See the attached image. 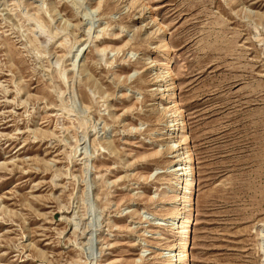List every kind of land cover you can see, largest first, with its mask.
Instances as JSON below:
<instances>
[{
    "label": "rangeland",
    "instance_id": "374dc122",
    "mask_svg": "<svg viewBox=\"0 0 264 264\" xmlns=\"http://www.w3.org/2000/svg\"><path fill=\"white\" fill-rule=\"evenodd\" d=\"M168 58L187 264H264V0H0V264H169Z\"/></svg>",
    "mask_w": 264,
    "mask_h": 264
},
{
    "label": "bare ground",
    "instance_id": "6f19581e",
    "mask_svg": "<svg viewBox=\"0 0 264 264\" xmlns=\"http://www.w3.org/2000/svg\"><path fill=\"white\" fill-rule=\"evenodd\" d=\"M157 30L164 33L162 26H158ZM163 52H168L166 44H164ZM147 62L149 63V59ZM172 64V58H168L165 63L161 64V67L158 68L156 65L155 73L156 80L159 83V87L156 91L164 95L166 94L170 101L168 102L170 107L162 110L167 117L165 121V127L168 129H166L167 133L174 138V142L169 141L166 147L171 158L174 159L175 164L169 168L167 167L165 173L173 177V179L175 178V182L169 181L166 183V186L162 188V190L165 191L163 193L165 201L161 205L171 208L170 212L165 215L166 218L164 220L167 221V227H169L174 237L173 245L168 248L167 253L165 254L166 261L169 264H187L189 261L190 226L193 224L195 217L193 214L195 205L193 197L196 187L194 186L192 179L194 174V158L189 147L188 137L185 134L187 127L184 122L185 119H183V111L176 103L175 86L171 74ZM163 83L167 84V90L165 92L164 90H161V87H164L162 85ZM159 149L158 153L160 154L161 148ZM185 183H187L186 186L188 189L185 194H181V192L177 193V188H180L181 191H183ZM172 193H175L176 195L170 196ZM185 213L186 215H184Z\"/></svg>",
    "mask_w": 264,
    "mask_h": 264
}]
</instances>
